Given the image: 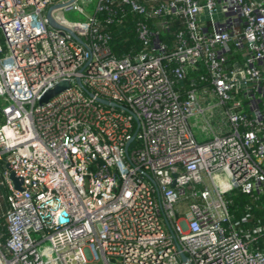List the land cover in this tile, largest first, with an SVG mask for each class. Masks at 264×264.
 Instances as JSON below:
<instances>
[{
    "label": "built area",
    "instance_id": "2783aa9c",
    "mask_svg": "<svg viewBox=\"0 0 264 264\" xmlns=\"http://www.w3.org/2000/svg\"><path fill=\"white\" fill-rule=\"evenodd\" d=\"M88 4L0 0V264H264V223L226 198L264 193V0Z\"/></svg>",
    "mask_w": 264,
    "mask_h": 264
},
{
    "label": "trees",
    "instance_id": "16d2710c",
    "mask_svg": "<svg viewBox=\"0 0 264 264\" xmlns=\"http://www.w3.org/2000/svg\"><path fill=\"white\" fill-rule=\"evenodd\" d=\"M131 15L127 16V22L125 27L121 30L116 28L112 29L113 39L110 42V49L113 56L121 57L130 52H136L139 50L140 45L136 39V33L134 29V22ZM2 42V36L0 33V44ZM1 102V101H0ZM1 120V117H0ZM234 199L236 203L232 200L231 205L229 206L230 214L234 220L239 219L244 214L245 206L251 205L250 213L252 214V219L249 221L245 227L249 228L259 223H264V193L257 199H250L248 196H245L237 192ZM7 237V225L5 219H0V240L5 241Z\"/></svg>",
    "mask_w": 264,
    "mask_h": 264
},
{
    "label": "rangeland",
    "instance_id": "374dc122",
    "mask_svg": "<svg viewBox=\"0 0 264 264\" xmlns=\"http://www.w3.org/2000/svg\"><path fill=\"white\" fill-rule=\"evenodd\" d=\"M88 4V7L86 8V11L89 13L93 12V9L95 8V3L96 0H85ZM54 17L61 23L65 24V25H70L73 26L74 24L80 23L81 21H83V17L75 11H60V12H56L54 13ZM210 102H212V100H210ZM213 103H210L209 105H212ZM1 102H0V107H1ZM216 113L215 109H210L205 111V117L211 121L210 116H213V114ZM191 125H192V132L194 134V136L196 137L197 140L202 141L208 137H212L211 134H206L203 129H202V118L201 117H195L193 119H191L190 121ZM237 192L236 191H232L230 195H227L226 198L229 202H232V200L236 203L237 201L234 199V197L236 196Z\"/></svg>",
    "mask_w": 264,
    "mask_h": 264
},
{
    "label": "water",
    "instance_id": "95a60500",
    "mask_svg": "<svg viewBox=\"0 0 264 264\" xmlns=\"http://www.w3.org/2000/svg\"><path fill=\"white\" fill-rule=\"evenodd\" d=\"M46 18L48 20V23L53 26V27H58L55 22L53 21V19L51 18L50 16V13L48 12L47 15H46ZM77 83L79 84V80H77ZM68 87V82L66 80L64 81H61L60 83H58L54 89L44 93L38 103L39 105H42L43 103H46L49 99L55 97L56 95H58L59 93H61L63 90H65L66 88ZM97 101H99L100 103H103L105 105H113L112 103H109V102H106V101H103V100H100L98 99ZM97 163H100L101 164V161L100 160H97L96 161ZM9 180L13 183L14 185V189L15 190H18V191H21V181L18 180L13 173H11L9 175Z\"/></svg>",
    "mask_w": 264,
    "mask_h": 264
}]
</instances>
